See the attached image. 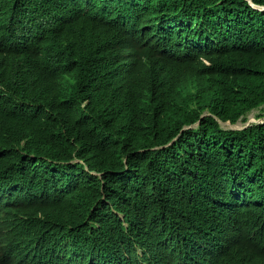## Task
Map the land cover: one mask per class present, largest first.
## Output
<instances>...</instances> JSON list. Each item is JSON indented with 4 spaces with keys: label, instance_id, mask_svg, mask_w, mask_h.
Listing matches in <instances>:
<instances>
[{
    "label": "trees",
    "instance_id": "1",
    "mask_svg": "<svg viewBox=\"0 0 264 264\" xmlns=\"http://www.w3.org/2000/svg\"><path fill=\"white\" fill-rule=\"evenodd\" d=\"M91 3L73 22L49 0H0V34L22 30L33 46L0 76V225L14 239L6 264H31V252L43 264L264 258V123L227 131L202 118L235 124L264 110V11L248 0H152L143 37L118 40L87 34ZM112 24L92 31L103 37ZM161 43L172 56L158 54ZM20 58L32 60V81L14 67ZM153 62L207 77L195 102L165 97L157 134L144 127ZM31 211L55 237L27 233Z\"/></svg>",
    "mask_w": 264,
    "mask_h": 264
},
{
    "label": "clouds",
    "instance_id": "2",
    "mask_svg": "<svg viewBox=\"0 0 264 264\" xmlns=\"http://www.w3.org/2000/svg\"><path fill=\"white\" fill-rule=\"evenodd\" d=\"M36 1V0H34ZM252 7L258 10H263L264 7L255 6L252 0H248ZM52 9L67 8L72 13V21L77 13H87L89 6L93 5L91 0H49ZM97 10L95 12L92 25L87 34L94 38L106 39H140L148 23L153 9L152 0H116L108 4H104L100 0H96ZM112 19V29L103 37L96 36L92 29L93 27H104L107 20ZM3 34H0V76L3 74V62H5L13 53L20 54L23 47H33L28 40H24V33L22 30L7 31L4 29ZM158 54L165 56H172V50L167 43H161L158 46ZM30 56V53H27ZM206 64L207 61L204 60ZM21 75L26 79L32 81L35 76V67L30 58L24 64L22 58L17 61L14 66ZM57 68V67H56ZM147 81V92L143 96L144 99V127L157 134L161 130V123H164L165 116L162 114L160 107L165 97H173L174 104L183 98L190 97L194 100L198 97L200 91L207 82V77L204 74L198 73L195 75H187L186 72L180 68H173L162 65L159 62H153L152 67L149 69L145 76ZM7 89L0 84V102L7 94ZM131 97L130 91L121 95L119 103L124 105ZM263 108V107H262ZM260 112L261 119H264V110H254ZM252 111L251 113H253ZM249 113L245 120L241 119L233 124L225 122L214 114L206 111L202 118L212 116L220 124L223 130L227 131H244L254 125L262 124H249L242 129H226L223 124L235 126L240 122H246ZM200 122L194 125L185 126L183 131L194 129ZM174 141L168 143L164 148L172 146ZM21 144H26V141H21ZM43 170V169H42ZM44 171V170H43ZM45 172V171H44ZM25 226L27 233L33 238L38 240H47L55 237L50 222L45 219V216L37 211H31L25 217ZM14 248V239L10 236L7 237L0 225V264H6L8 257L11 255ZM37 252H31L29 261L31 264H43V259ZM258 255L254 256H235L233 260L236 264H264V258L257 261ZM79 260H69L66 264H78ZM122 264H129L128 258Z\"/></svg>",
    "mask_w": 264,
    "mask_h": 264
},
{
    "label": "rangeland",
    "instance_id": "3",
    "mask_svg": "<svg viewBox=\"0 0 264 264\" xmlns=\"http://www.w3.org/2000/svg\"><path fill=\"white\" fill-rule=\"evenodd\" d=\"M262 122H264V119H261L260 112L254 111L253 113H251L248 116L246 122H240L235 126L226 125V124H223V126L226 129H242V128H245L246 126H248L249 124H257V123H262Z\"/></svg>",
    "mask_w": 264,
    "mask_h": 264
},
{
    "label": "bare ground",
    "instance_id": "4",
    "mask_svg": "<svg viewBox=\"0 0 264 264\" xmlns=\"http://www.w3.org/2000/svg\"><path fill=\"white\" fill-rule=\"evenodd\" d=\"M23 8V7H22ZM32 12V11H31ZM26 15V14H25ZM34 16V15H33ZM139 177V176H138ZM88 238V237H87Z\"/></svg>",
    "mask_w": 264,
    "mask_h": 264
}]
</instances>
